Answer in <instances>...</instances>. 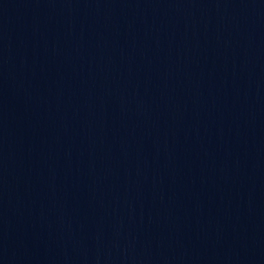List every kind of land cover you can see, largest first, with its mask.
I'll list each match as a JSON object with an SVG mask.
<instances>
[{
	"label": "water",
	"instance_id": "1",
	"mask_svg": "<svg viewBox=\"0 0 264 264\" xmlns=\"http://www.w3.org/2000/svg\"><path fill=\"white\" fill-rule=\"evenodd\" d=\"M0 264H264V0H0Z\"/></svg>",
	"mask_w": 264,
	"mask_h": 264
}]
</instances>
